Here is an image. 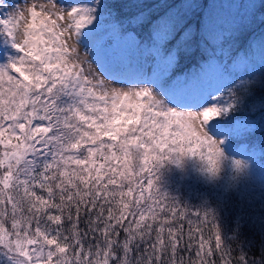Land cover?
<instances>
[{
  "label": "snow or ice",
  "instance_id": "6c2138e0",
  "mask_svg": "<svg viewBox=\"0 0 264 264\" xmlns=\"http://www.w3.org/2000/svg\"><path fill=\"white\" fill-rule=\"evenodd\" d=\"M194 2L34 0L0 19L19 53L0 63L2 264H264V210L223 192L193 209L157 185L165 164L193 159L203 183L235 186L264 135V80L237 78L226 92L181 102V63L209 44L202 17L184 7ZM246 2L231 32L212 36L221 50L264 25V0ZM100 25L150 46L148 79L79 58L76 45L91 47Z\"/></svg>",
  "mask_w": 264,
  "mask_h": 264
},
{
  "label": "trees",
  "instance_id": "16d2710c",
  "mask_svg": "<svg viewBox=\"0 0 264 264\" xmlns=\"http://www.w3.org/2000/svg\"><path fill=\"white\" fill-rule=\"evenodd\" d=\"M188 8L190 6L184 5ZM190 15L194 21H199L202 17L203 22V6L199 3L190 7ZM195 11V12H194ZM260 11L264 12V6L260 7ZM197 13V14H195ZM224 21L221 22V24ZM264 25H256L252 29L244 30L245 40L234 43L233 47H225L221 50L217 46V42L212 40L213 35L224 34L227 35L225 28H207L203 23L202 35L206 37L209 44H205L203 40L200 41L199 49L193 45L190 56H186L182 63L181 68L184 74H187L191 67H197L204 60L214 59L217 64L215 73L218 78L223 79L222 92H226L227 88L231 86L232 82L237 78L249 79L258 78L264 80V53L251 55L247 54L243 49V45L249 36V33L255 30L259 31ZM211 45V46H210ZM213 46L215 52H213ZM6 49V52L3 48ZM12 49L11 53L10 50ZM239 49L236 53L237 58L233 61L232 54ZM16 51L10 44L4 41V37L0 36V63H6L8 57H15ZM200 67V66H199ZM179 75V74H178ZM250 153L247 154L250 168L262 179L259 181H245L244 186L235 185L227 186L223 182L218 185H207L203 183L200 173L198 171L199 164L193 160H187L182 167H177L174 164H165L157 174L159 179L157 185L160 191L167 193L171 197L177 198L181 204H187L190 208L198 207L204 199L209 201L214 200V196L223 192L225 196L233 199H238L241 204L249 207L257 214L264 210V135L258 136L253 142ZM227 188V191L224 189ZM231 217L229 216L225 221V237L226 243L236 248V242L227 240V237L232 235L231 231ZM245 234L251 236L252 233L245 230ZM186 255V254H185ZM235 255V253H234ZM3 258L0 257V264Z\"/></svg>",
  "mask_w": 264,
  "mask_h": 264
},
{
  "label": "rangeland",
  "instance_id": "374dc122",
  "mask_svg": "<svg viewBox=\"0 0 264 264\" xmlns=\"http://www.w3.org/2000/svg\"><path fill=\"white\" fill-rule=\"evenodd\" d=\"M32 2H34V0H0V19H5L17 7H27ZM41 2L47 3V0H41ZM75 2H77V0H57L58 6H68ZM197 3L203 6V23H205L206 27L209 29L218 28L221 30L223 26L228 34L251 7L246 0H196L190 7ZM222 21L224 22L221 24ZM105 27L107 26L100 25L95 30L96 34L91 37L92 48L89 47L86 49L83 45H76L79 58L81 60H88L92 58L93 54V57L105 69L106 74L114 75L118 78L148 79V75H151V73H146L144 70L151 63L148 57L153 54V50L150 46L145 44L143 47H137L135 42L131 39H120L118 36L106 33L104 31ZM249 36L242 50L251 55L263 54L264 27L260 28L259 31H251ZM110 39L112 40V44L108 46L105 42ZM244 40L245 38L242 37L235 43L239 41L243 42ZM3 50L6 52L5 48H3ZM11 51L12 49L10 53ZM17 55H19V53H17L16 56ZM88 67L89 65L85 64L86 70ZM216 68V61L214 59H208L202 61L197 67H191L187 74H184V72L179 73L180 80L183 81L187 78L186 85L178 92L181 102L193 104L201 97L206 96L209 92H217L218 90L222 92V88L224 87L222 83L223 79L217 77L215 73ZM92 69L95 71V65H92ZM175 78V75H173V79ZM105 83L115 87L128 86L127 84H120L114 80H105ZM216 94L219 95L220 92ZM248 151L250 153V149H248ZM249 153H245L242 158L247 159V154ZM238 158L240 157L238 156ZM254 174L256 173L249 167L247 175L243 177L237 185L240 184V186H244L245 181H250V179L252 181H259L262 179Z\"/></svg>",
  "mask_w": 264,
  "mask_h": 264
}]
</instances>
